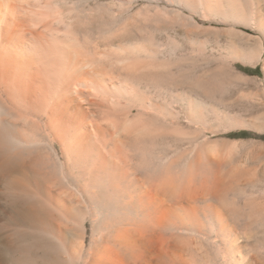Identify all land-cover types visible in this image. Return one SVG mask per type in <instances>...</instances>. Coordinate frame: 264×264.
Returning a JSON list of instances; mask_svg holds the SVG:
<instances>
[{"label": "bare ground", "instance_id": "6f19581e", "mask_svg": "<svg viewBox=\"0 0 264 264\" xmlns=\"http://www.w3.org/2000/svg\"><path fill=\"white\" fill-rule=\"evenodd\" d=\"M216 18L264 45V0H0V264L247 263L193 86Z\"/></svg>", "mask_w": 264, "mask_h": 264}, {"label": "rangeland", "instance_id": "374dc122", "mask_svg": "<svg viewBox=\"0 0 264 264\" xmlns=\"http://www.w3.org/2000/svg\"><path fill=\"white\" fill-rule=\"evenodd\" d=\"M224 21L200 20L202 35L210 38L213 49L195 52L193 86L199 97L206 99L210 95L214 104L220 103L225 108V122L216 132L209 133V140L226 152L225 169L233 177L228 180V200L237 209L230 206L225 210L230 223L239 230V245L235 249L245 257V264H264V52H230L228 41L234 32L250 37V41L242 40L244 46L249 43L254 46L260 44L258 30L243 24L235 27ZM219 40L221 46L216 44ZM175 53H180V57L187 52ZM203 263L212 262L200 259L196 264Z\"/></svg>", "mask_w": 264, "mask_h": 264}]
</instances>
